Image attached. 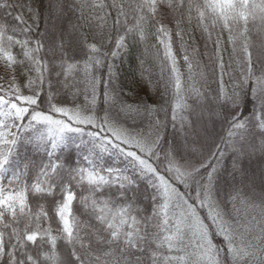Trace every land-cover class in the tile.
Instances as JSON below:
<instances>
[{"label":"snow or ice","instance_id":"6c2138e0","mask_svg":"<svg viewBox=\"0 0 264 264\" xmlns=\"http://www.w3.org/2000/svg\"><path fill=\"white\" fill-rule=\"evenodd\" d=\"M0 71V264H264V0H0Z\"/></svg>","mask_w":264,"mask_h":264},{"label":"trees","instance_id":"16d2710c","mask_svg":"<svg viewBox=\"0 0 264 264\" xmlns=\"http://www.w3.org/2000/svg\"><path fill=\"white\" fill-rule=\"evenodd\" d=\"M199 37V34L197 33V38ZM200 48L201 53H203L204 48L202 44L198 45ZM180 45L179 43L176 44V49L179 51ZM136 53L134 51L132 57L130 58V62L125 63L124 67V73H125V79L126 81H131L132 79H135L137 81L140 80V66H139V61L136 59ZM145 60L144 63V69H146L145 75H151L152 77V82L155 84L159 78H160V67L157 62L154 61V58L151 55L142 57ZM182 63V62H181ZM186 71V70H185ZM142 87L148 92V95L150 96H158L159 91L154 92L152 88L148 86L147 81L142 82ZM143 94V93H142ZM147 98V97H145Z\"/></svg>","mask_w":264,"mask_h":264},{"label":"rangeland","instance_id":"374dc122","mask_svg":"<svg viewBox=\"0 0 264 264\" xmlns=\"http://www.w3.org/2000/svg\"><path fill=\"white\" fill-rule=\"evenodd\" d=\"M0 75H3V72L2 71H0Z\"/></svg>","mask_w":264,"mask_h":264}]
</instances>
